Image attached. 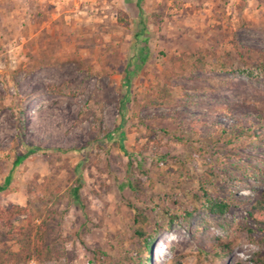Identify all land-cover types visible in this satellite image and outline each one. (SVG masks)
I'll use <instances>...</instances> for the list:
<instances>
[{
	"label": "rangeland",
	"instance_id": "1",
	"mask_svg": "<svg viewBox=\"0 0 264 264\" xmlns=\"http://www.w3.org/2000/svg\"><path fill=\"white\" fill-rule=\"evenodd\" d=\"M261 65L264 0H0V264H264Z\"/></svg>",
	"mask_w": 264,
	"mask_h": 264
},
{
	"label": "trees",
	"instance_id": "2",
	"mask_svg": "<svg viewBox=\"0 0 264 264\" xmlns=\"http://www.w3.org/2000/svg\"><path fill=\"white\" fill-rule=\"evenodd\" d=\"M140 1L141 0H136V3H139ZM261 68L264 71V65H261ZM126 74H127V72H125V75ZM248 74H250V73H248ZM240 133L241 134L246 133L247 135L249 134L248 129L241 130ZM219 136H222L223 138L225 136L226 141L230 142V139L235 135H233L232 129L229 128V129H221ZM20 158L21 157L15 158L13 163L18 162V160ZM77 190H78V187H74L71 189V193L74 196V198H76ZM204 199H205V204H206L205 207L211 213L221 215L228 208L227 204L223 200L212 198L206 194H205ZM23 211H24V208H22V207H18L16 205H9V207L5 210L4 223L9 224V220L13 219L14 217H16L18 215H21L23 213ZM258 211H260L258 222L260 223L261 226L264 227V217H263L264 206L261 207L260 210H258ZM43 227H44L43 223H40L38 225L37 229L34 232L33 239H32V250L35 253V255H37L40 258H46V255H47V249H46V245H45V230ZM152 232H153V234L156 233V229H153ZM138 235L142 236V233L138 232ZM149 238H151V236H149ZM149 242H150V240L149 241L144 240V244L139 251L141 254V260L143 262L142 264H148V258L143 252L148 250V247L150 245ZM16 261H17L16 259L11 258L12 263H15Z\"/></svg>",
	"mask_w": 264,
	"mask_h": 264
}]
</instances>
